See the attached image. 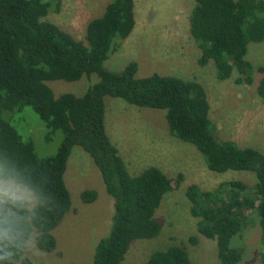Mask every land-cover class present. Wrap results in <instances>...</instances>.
<instances>
[{
	"label": "trees",
	"instance_id": "16d2710c",
	"mask_svg": "<svg viewBox=\"0 0 264 264\" xmlns=\"http://www.w3.org/2000/svg\"><path fill=\"white\" fill-rule=\"evenodd\" d=\"M52 2L0 0V153L11 157L49 194L48 206L40 210L34 222L37 247L46 252L57 249L53 231L72 208L64 176L76 146L90 155L114 201L111 228L98 241L93 264H124L134 240L152 239L161 232L154 215L165 195L173 190V181L156 166L136 176L130 174L106 131L105 99L110 96L131 105L166 110L170 132L195 145L211 171L255 174L254 187L234 180L207 191L192 184L186 195L191 214L199 218V233L216 241L222 264L240 262L241 249L231 248V241L256 221L264 263V154L215 138L209 99L197 81L158 73L139 78L134 61L120 72L105 67L110 54L134 32L136 0H111L104 14L89 22L86 42L45 20ZM54 4L58 12L61 0ZM189 22L191 35L202 52L200 65L212 60L220 80L230 79L236 69L240 74L237 83H253L254 67L246 55L250 43L264 41V0H196ZM93 74L99 81L81 97L71 93L56 97L47 84L53 80L76 82ZM258 93L264 98V78ZM25 107L38 114L49 136L63 132L55 155L40 158L33 142L25 140L5 119V113ZM81 198L86 204L92 203L98 193L85 190ZM245 211L255 212L256 219ZM22 260L23 264H33L26 257ZM143 264L192 263L185 247L172 246L155 251Z\"/></svg>",
	"mask_w": 264,
	"mask_h": 264
},
{
	"label": "rangeland",
	"instance_id": "374dc122",
	"mask_svg": "<svg viewBox=\"0 0 264 264\" xmlns=\"http://www.w3.org/2000/svg\"><path fill=\"white\" fill-rule=\"evenodd\" d=\"M44 1H53L45 20L76 40L86 42L89 22L101 17L111 0H61L58 12L54 8L55 0ZM195 4L196 0H136L134 32L110 54L105 67L120 72L134 61L138 63L139 78L158 73L197 81L209 99L215 138L249 146L264 154V98L258 93L264 78V72L260 71L264 68V41L249 44L246 60L254 67L252 84L237 83L240 74L236 69L230 79L220 80L212 60L205 66L199 64L202 52L191 35L189 22ZM98 81L99 77L93 74L76 82L53 80L47 84L56 97L65 93L81 97ZM105 103L107 134L118 147L130 174L136 176L156 166L173 181V190L165 195L154 215L162 227L160 234L152 239L134 240L123 263L143 264L155 251L182 246L192 264H222L216 241L198 231L199 218L191 214L187 187L196 184L202 190L211 191L221 182L234 180L254 187L255 174L211 171L195 145L170 132L164 109L139 107L110 96ZM4 117L25 140L33 142L40 158L57 153L63 132L49 136L45 124L31 107L5 113ZM64 179L72 208L53 231L57 239L55 251L41 250L34 240L33 251L26 256L33 264H93L98 241L110 231L114 201L106 192L100 171L80 146L72 150ZM85 190H96V201L84 203L81 195ZM245 214L256 219L253 211ZM241 234L230 244L231 248L241 249L242 259L237 264H264L257 221ZM192 238L196 241L192 242Z\"/></svg>",
	"mask_w": 264,
	"mask_h": 264
},
{
	"label": "clouds",
	"instance_id": "9594fccd",
	"mask_svg": "<svg viewBox=\"0 0 264 264\" xmlns=\"http://www.w3.org/2000/svg\"><path fill=\"white\" fill-rule=\"evenodd\" d=\"M48 204L42 184L0 153V264H23L33 251L34 222Z\"/></svg>",
	"mask_w": 264,
	"mask_h": 264
},
{
	"label": "crops",
	"instance_id": "0c3cea01",
	"mask_svg": "<svg viewBox=\"0 0 264 264\" xmlns=\"http://www.w3.org/2000/svg\"><path fill=\"white\" fill-rule=\"evenodd\" d=\"M106 131H107V128H106Z\"/></svg>",
	"mask_w": 264,
	"mask_h": 264
}]
</instances>
